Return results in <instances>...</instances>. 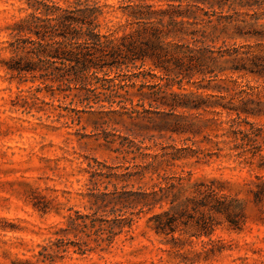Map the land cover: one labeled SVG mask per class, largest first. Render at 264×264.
Returning <instances> with one entry per match:
<instances>
[{"label":"rangeland","instance_id":"374dc122","mask_svg":"<svg viewBox=\"0 0 264 264\" xmlns=\"http://www.w3.org/2000/svg\"><path fill=\"white\" fill-rule=\"evenodd\" d=\"M93 1L103 7V33L129 30L126 7L134 0ZM29 12L27 0H0V264H264V201L256 204L252 194L257 176L264 178V116H242L241 129L250 128L247 121L263 131L241 155L242 134L231 126L235 114L161 105L152 85L167 81L153 78L148 64L145 75L101 80L105 90L93 92L32 75L12 77L4 64L13 55L12 26ZM234 79L225 83L236 89L223 93L225 102L246 89L264 103L262 78ZM198 84L164 89L209 101L220 95ZM157 173L184 177L188 186L217 180L221 193L244 203V226L234 229L219 217L210 235H198L189 219L175 240L157 234L149 219L161 209L142 208L134 196L154 189L161 182ZM118 194L122 201L113 204ZM76 212L104 227L122 215L132 222H121L112 243L99 246L93 229L80 237L64 232ZM78 241L88 242L84 254L73 244Z\"/></svg>","mask_w":264,"mask_h":264},{"label":"trees","instance_id":"16d2710c","mask_svg":"<svg viewBox=\"0 0 264 264\" xmlns=\"http://www.w3.org/2000/svg\"><path fill=\"white\" fill-rule=\"evenodd\" d=\"M157 1L158 5L148 0L132 1L126 7L129 30L116 36L101 31L104 11L98 1L73 0L62 5L53 0H27L30 12L12 26L9 48L13 55L4 63L6 70L12 77L32 75L51 80L60 88L93 92L105 90L104 85H98L101 80L113 82L120 75H143L148 72L144 70L148 64L153 78L167 81L152 85L157 87L153 95L160 96L155 100L172 109L235 114L231 126L234 133L242 134L237 145L242 149L240 154L251 152L250 146L263 129L247 121L250 128L241 129L245 122L242 116H264V103L250 98L246 89L235 92L226 102L223 93L236 91L225 84H236L235 75L264 80V0ZM184 82L200 83V88L220 95H212L217 99L209 101L192 93H168L164 89L174 84L180 88ZM180 158L175 156L173 160ZM259 166L263 168L264 161ZM158 176L161 182L154 189L134 193L136 204L142 208L161 209L149 219L157 234L175 240L178 227L187 226L189 219L195 221L198 235H210L220 224L219 217L234 229L244 226V203L221 193L224 186L217 180L188 186L184 177ZM257 180L252 194L253 201L259 204L264 201V178L257 176ZM122 195L113 197V204L122 201ZM128 195L131 194L125 193V201H129ZM87 219L89 215L76 212L64 232L80 237L79 233L87 234L93 229L98 233L94 241L101 246L112 243L118 233L115 229L125 226L121 222H132V218L122 215L111 219L116 225L104 227L96 225L94 218L90 223ZM73 244L81 254L89 250L87 241Z\"/></svg>","mask_w":264,"mask_h":264}]
</instances>
